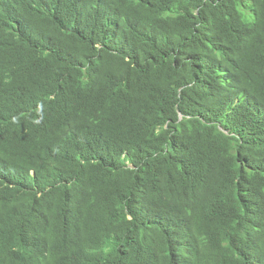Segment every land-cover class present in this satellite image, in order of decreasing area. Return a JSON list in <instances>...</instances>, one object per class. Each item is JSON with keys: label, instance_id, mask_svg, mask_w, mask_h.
Wrapping results in <instances>:
<instances>
[{"label": "trees", "instance_id": "16d2710c", "mask_svg": "<svg viewBox=\"0 0 264 264\" xmlns=\"http://www.w3.org/2000/svg\"><path fill=\"white\" fill-rule=\"evenodd\" d=\"M0 264H264V0H0Z\"/></svg>", "mask_w": 264, "mask_h": 264}]
</instances>
